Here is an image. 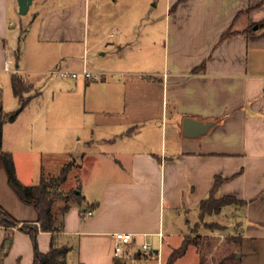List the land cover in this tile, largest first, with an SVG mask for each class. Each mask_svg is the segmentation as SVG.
Masks as SVG:
<instances>
[{
  "label": "crops",
  "instance_id": "0c3cea01",
  "mask_svg": "<svg viewBox=\"0 0 264 264\" xmlns=\"http://www.w3.org/2000/svg\"><path fill=\"white\" fill-rule=\"evenodd\" d=\"M88 1L99 5L93 23ZM138 4L142 12L136 17L154 20L143 30L139 23L128 25L125 17L127 8ZM107 18L111 26L101 24ZM156 21L164 26L159 55L153 41ZM34 34L38 63L29 53ZM103 46L100 54L125 60L116 94L122 107L96 113L87 149L75 152L81 170L74 186L85 204L75 202V213L69 209L56 240H75L76 264H117L118 231L133 234L129 254L163 264L166 244L171 248L205 234L200 203L213 193L215 179L216 197L244 201L240 207L227 205L240 223L239 241L264 234V0H33L25 14L17 0H0V73L11 87L13 71L4 69L8 57L36 88L32 98L42 95L38 77L29 73L33 68L54 73L50 60L72 62L80 52ZM185 117L213 124L203 134L186 136ZM17 119L4 123L3 149L13 154L18 173L16 151L7 147V133L17 137L10 128ZM0 205L20 223H38L37 208L10 184L1 155ZM81 210L93 213L86 217ZM197 223L199 231L193 229ZM8 235L12 242L0 264H32L30 235L0 225V250ZM52 237L39 231L40 251L50 249ZM193 240L197 244L189 246H199ZM145 241L152 245L148 255L140 252ZM235 253L238 258L242 252Z\"/></svg>",
  "mask_w": 264,
  "mask_h": 264
},
{
  "label": "rangeland",
  "instance_id": "374dc122",
  "mask_svg": "<svg viewBox=\"0 0 264 264\" xmlns=\"http://www.w3.org/2000/svg\"><path fill=\"white\" fill-rule=\"evenodd\" d=\"M98 6V3L94 1H88L86 4L87 11L92 13L91 23L94 21L95 13L98 12ZM101 9L104 11L102 7ZM139 10L141 13L142 8L139 4L133 8L128 7L126 12L129 15L126 13L125 17L128 18V25L139 23V27L143 30L149 22L154 23V20L146 14L144 18L136 17L139 15ZM111 20L107 18L101 24L111 26L113 22ZM155 24L154 52L159 55L163 53L164 26L159 21H156ZM36 42V35L34 34L30 39L29 53L33 60L38 63V59L34 56ZM102 51H105L104 46L100 49L94 48L91 51L86 49L84 52H80L81 54L79 53L74 61L68 63L54 64L50 60L52 68L61 67L78 72L76 78L59 77L56 73H49L47 68L41 66H37L33 68L32 72H29L38 77L36 86L42 91V95L33 97L27 108L18 114L20 116L18 119L16 118V125L12 124L10 127L11 130L15 127L13 134L17 137L11 138L8 133L11 135L12 132L7 133V147L16 151L17 175L23 183H37L42 171L53 173L58 168L59 161L64 160L62 165L67 162H71L72 165L66 185L74 186L75 173L81 170L79 164L75 162L77 157L75 152L78 153L80 150L87 149L85 140H87L90 130L95 129L94 115L122 107V98L116 94L120 92L119 84L121 82H119V78L123 76L120 75L118 69H125V60L120 62L118 55L100 54ZM132 54L135 53L132 51ZM23 63L22 59L19 64L23 66ZM128 63H126L127 66L133 67L130 65L131 62ZM84 64L87 65L93 76H97L96 79L86 80L88 78L81 73ZM142 65L144 64H140V66ZM4 74L3 72L0 73L1 101H3L5 110H14L18 107L19 102L8 84L7 75L4 76ZM35 93L37 90L34 87L25 95L33 96ZM96 131H100V128L98 127ZM42 165L43 169H41ZM56 165L57 167L54 168ZM78 176L82 178L81 174ZM83 191L85 194L86 188ZM81 203L85 204L83 198ZM231 206L240 207V204ZM71 207V211L73 210L75 213V202L72 203ZM224 208V211L219 214L204 217L206 221L202 224L207 228L199 227L200 223L193 227L197 231L201 228L205 234L191 235L190 239L198 240L199 246H196L197 248L189 246L186 253L179 257L175 264H200L201 259H204V264H217L220 261H223L222 264H264V234L258 235L255 239L243 238L239 241L241 238L240 223L234 217L235 211H231L233 208L230 209L227 206ZM181 243L179 241L171 248L167 244L165 245L163 264L169 263L172 251L178 248ZM70 244L73 247L69 251V264H76L75 240H70ZM238 250L242 253L237 258L238 253L235 252ZM136 255L124 253L120 256V260L122 264H156L155 257L146 260L143 257L136 258Z\"/></svg>",
  "mask_w": 264,
  "mask_h": 264
},
{
  "label": "trees",
  "instance_id": "16d2710c",
  "mask_svg": "<svg viewBox=\"0 0 264 264\" xmlns=\"http://www.w3.org/2000/svg\"><path fill=\"white\" fill-rule=\"evenodd\" d=\"M11 87L19 105L16 109L7 111L0 101V155L7 169L10 184L23 200L33 203L37 208L38 223H20L0 205V225L5 228L18 227L30 235L34 245L32 264H68L67 254L72 246L70 242H58L56 234L65 230V215L73 202L81 203L82 193L79 186L66 185L72 166L71 162L63 164L53 173L42 171L40 180L34 184H25L18 178L13 154L3 149V126L7 121H14L28 105L32 96L25 95V93L32 90L34 86L31 83H26L21 74L13 71L11 73ZM214 185L213 193L200 203V216L203 219L206 215L219 213L224 206L244 203L243 200L232 195L216 197L214 191L218 185V179H215ZM81 214H83V210H81ZM40 230L51 232L53 235L50 249L47 252L40 251L37 245V235ZM11 242L12 238L8 235L0 250V261L7 254ZM191 243L197 244L190 237H186L183 243L172 251L168 264H175L176 259L186 252ZM233 256L235 257V254ZM222 262L217 264H222ZM116 263L122 264L120 258H116ZM201 264H204V259H201Z\"/></svg>",
  "mask_w": 264,
  "mask_h": 264
},
{
  "label": "built area",
  "instance_id": "2783aa9c",
  "mask_svg": "<svg viewBox=\"0 0 264 264\" xmlns=\"http://www.w3.org/2000/svg\"><path fill=\"white\" fill-rule=\"evenodd\" d=\"M11 62H12V60L7 57L4 61V69L6 71H17L16 69L12 68ZM52 72L56 73L59 77H62V78H68V77L76 78L78 76V72L70 71L68 69H64L61 67L60 68H54L52 70ZM81 73L84 74L87 78L96 79V77H97V76L92 75V73L87 68L86 64L83 65ZM92 213L93 212L91 210H89L87 212H84L83 216H89ZM114 237H115V247H114L115 257L120 258V256L124 253L129 254V251L126 250V248L129 244L132 243L133 234L129 233V232L118 231V232H115ZM151 251H152L151 242L145 241L144 243H142L141 248H140V252H142V254L148 255L151 253Z\"/></svg>",
  "mask_w": 264,
  "mask_h": 264
},
{
  "label": "water",
  "instance_id": "95a60500",
  "mask_svg": "<svg viewBox=\"0 0 264 264\" xmlns=\"http://www.w3.org/2000/svg\"><path fill=\"white\" fill-rule=\"evenodd\" d=\"M18 8L21 14H25L29 10V6L33 0H17ZM213 124V121H202L191 117H185L182 122L183 134L186 136H197L205 133ZM125 264V263H124Z\"/></svg>",
  "mask_w": 264,
  "mask_h": 264
}]
</instances>
